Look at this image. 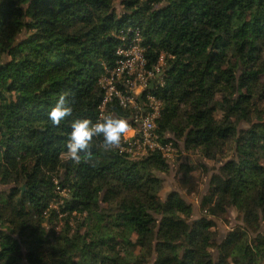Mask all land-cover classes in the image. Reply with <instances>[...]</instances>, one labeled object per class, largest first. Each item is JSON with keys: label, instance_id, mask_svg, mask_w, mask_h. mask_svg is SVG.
<instances>
[{"label": "trees", "instance_id": "trees-1", "mask_svg": "<svg viewBox=\"0 0 264 264\" xmlns=\"http://www.w3.org/2000/svg\"><path fill=\"white\" fill-rule=\"evenodd\" d=\"M115 1L0 0V185L11 184L0 193V264H264V0H121L120 13ZM136 26L147 68L162 53L167 62L150 90L163 103L162 144L172 133L222 163L201 204L208 215L192 219L176 191L159 200L156 172L168 165L158 149L135 160L96 136L79 163L67 155L71 120L99 119L117 34ZM64 90L73 113L53 125L48 113ZM105 109L134 125L132 108ZM240 122L248 127L237 130ZM55 181L69 193L59 212L85 214L84 230L66 222L56 234ZM225 207L258 232L230 230L214 258L210 216Z\"/></svg>", "mask_w": 264, "mask_h": 264}, {"label": "rangeland", "instance_id": "rangeland-1", "mask_svg": "<svg viewBox=\"0 0 264 264\" xmlns=\"http://www.w3.org/2000/svg\"><path fill=\"white\" fill-rule=\"evenodd\" d=\"M166 1V0H164ZM163 3V2H162ZM161 5V3L153 4L154 8H157ZM114 8L117 13H120L122 10L121 0H116L114 2ZM167 65L165 54L162 53L159 58V67L162 70V76L164 74L165 67ZM218 100V98H216ZM161 102V109L160 114L162 111L163 103ZM142 103H140V106ZM216 117L221 116V112H215ZM158 117V118H159ZM157 118V119H158ZM255 120V119H254ZM248 124L246 123H237V130L240 128H247ZM157 128V122H156ZM136 129H137V122H134V125L130 126V133L122 140L128 142H133V138L136 139ZM167 138H170L171 141L168 143L162 144V139H158L161 145H166V147L160 151L162 153L165 162L168 165L167 172H156V174L162 180V188L158 193V197L160 201H164L167 197L168 193L171 191H176L181 198L190 204V217L193 219L199 218L201 216L208 215L207 210L202 207V202L205 198L210 197V181L211 177L214 173H217L219 166H221L220 161L211 160L209 158L204 157L201 154L199 148H190L187 149L184 146L183 140H177L172 133H167ZM134 139V140H135ZM234 141L228 142L222 149L223 154L226 157L234 156ZM131 150H128L127 147L124 145L120 146V150L126 151L129 153L131 159H140L148 155L149 150L143 149V147H139L137 143L130 144ZM129 151H127V150ZM152 151V150H151ZM226 157L222 158V162L226 160ZM182 166H184L182 168ZM185 166L191 167V171L187 174L184 173ZM56 182V181H55ZM55 191L60 197L59 200L52 201L50 203V207H53L57 210L58 216L56 218L55 224V231L57 235H60L62 230L65 227V223L68 222V226H70L73 230L81 228L84 230V227L79 226L83 221V217L85 214H78L75 212H66L60 213V209L63 207L64 200H66L69 196L68 191L59 190V186L57 182L55 183ZM23 186V185H22ZM20 186V188L22 187ZM11 184L9 185H0V193L8 192ZM58 201V202H57ZM69 215L68 219L66 220L64 217ZM211 219L214 221V226L212 227V233L214 236V245L211 250V254L214 258L218 256V249L216 245L220 244L225 235L232 229L237 227H241L249 233L250 236H255L258 232L256 226H251L250 223H247L243 220V215L240 210L235 209L234 207H225L224 209L216 208V216H210ZM264 225L261 221L260 229L263 230ZM131 239L135 238L134 234L130 235ZM122 254L124 253V248L121 249ZM22 264H26L25 261ZM151 264V263H150Z\"/></svg>", "mask_w": 264, "mask_h": 264}, {"label": "built area", "instance_id": "built-area-1", "mask_svg": "<svg viewBox=\"0 0 264 264\" xmlns=\"http://www.w3.org/2000/svg\"><path fill=\"white\" fill-rule=\"evenodd\" d=\"M117 38L120 44L116 49L115 65L107 68L100 79L103 98L98 107L99 118L105 115L106 105L114 101L122 107L132 108L135 111L134 120L137 122L136 139L133 138V142L149 151L155 149L162 151L166 145L159 143V136L155 132L161 102L150 90L155 83L162 84L163 72L159 62L153 69L147 68L146 47L143 45L139 27L122 29ZM143 94L145 99L140 101L139 98ZM133 142L126 143L124 147L131 150L128 146Z\"/></svg>", "mask_w": 264, "mask_h": 264}, {"label": "clouds", "instance_id": "clouds-1", "mask_svg": "<svg viewBox=\"0 0 264 264\" xmlns=\"http://www.w3.org/2000/svg\"><path fill=\"white\" fill-rule=\"evenodd\" d=\"M71 93L64 90L58 94L51 107L48 117L53 125L72 116L73 106ZM71 131L66 142V152L70 159L79 163L81 154H89L93 137L102 136L105 148H119L122 140L130 133L127 118L113 114L102 115L93 122L88 118H76L70 122Z\"/></svg>", "mask_w": 264, "mask_h": 264}, {"label": "water", "instance_id": "water-1", "mask_svg": "<svg viewBox=\"0 0 264 264\" xmlns=\"http://www.w3.org/2000/svg\"><path fill=\"white\" fill-rule=\"evenodd\" d=\"M152 86V85H151ZM21 190L23 191L24 190V186L21 187Z\"/></svg>", "mask_w": 264, "mask_h": 264}]
</instances>
